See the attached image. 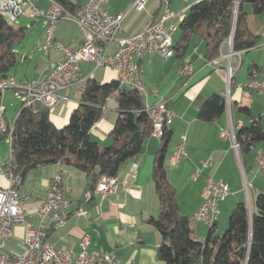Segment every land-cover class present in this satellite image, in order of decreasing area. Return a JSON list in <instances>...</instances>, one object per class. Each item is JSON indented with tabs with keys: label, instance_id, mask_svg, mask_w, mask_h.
<instances>
[{
	"label": "crops",
	"instance_id": "obj_1",
	"mask_svg": "<svg viewBox=\"0 0 264 264\" xmlns=\"http://www.w3.org/2000/svg\"><path fill=\"white\" fill-rule=\"evenodd\" d=\"M33 1L40 9H46L50 4V0ZM73 1L80 5L86 2V0ZM165 1L167 2L166 7L168 5L170 10V3L168 2L170 0H148L144 11L131 10L123 22L117 38L128 37L158 21L166 10L164 8ZM198 1L183 0L180 5L182 13H175L181 16L178 18V30L176 28L177 32L173 33L175 45L171 36L173 47H176L182 34L180 32L179 36L177 35L181 21L188 14L190 6ZM133 3L134 0H109V8L112 13H123L130 9ZM245 10L248 13V26L254 34L259 36V44L241 52L240 56L227 57L230 53L228 40L222 45L220 56L213 61H207L205 43L200 37L194 35L190 39L187 50L183 53H178L174 49L172 57L153 53L145 55L141 60L142 80L150 92L148 102L155 104L161 98H167L169 100L168 108L174 114L172 124L167 128L172 131L170 141L173 139L174 142L173 144L169 142L164 165L169 181L177 189L180 211L183 210L185 215L192 217L199 208L203 202V189L207 175H212L215 180H222L230 188V194L224 201L220 202L221 213L217 220L219 231H223L221 229L228 226V215L238 203L245 202L251 207L257 196L264 192V169L257 174L255 173L257 170L256 153L252 156H242L239 148L236 150L232 146L230 138L223 139L220 137L221 129L229 130L233 125L234 130H237L240 126L246 125L247 120L243 119L242 116H246L250 120L248 126L254 120L259 121L264 131V94L238 88L239 84L247 81L252 72L257 71L260 75L264 72V10L260 14H254L249 2L245 5ZM60 22L56 29V38L68 47H78L83 39L80 28L71 21L74 26L66 31L65 26H61ZM173 23L174 20H170L167 24ZM117 47L118 43L115 41L111 50L114 51ZM48 56L49 60L44 66H41L42 70L38 79L20 82L15 78L12 80L17 83H26L44 79L49 73V63L61 60L63 55L56 49H50ZM189 58H191L193 66V75L191 77L180 75L178 69ZM24 59L29 60L27 56H24ZM83 64L81 65L82 72L87 78L93 77L98 82L100 79L102 80L101 84L117 80V73L112 68H96L91 62ZM91 64L94 65L93 69ZM229 65L232 70L230 83L228 82ZM80 86L81 84H78L63 91L64 99L50 111V119L57 127L65 126L69 122L71 114L78 107L82 96V93L79 94ZM215 93L226 98L227 112L216 121L200 120L198 111L201 104ZM0 96L3 100V92L0 93ZM243 106L250 109L251 116L237 112V109ZM38 108H43V106L39 105ZM117 117L118 112L114 102L109 100L104 108L102 118L91 129V134L95 140L100 143L109 139V134L114 128ZM6 119L12 123L7 117ZM183 136L186 137L188 157L182 161L174 162L171 157ZM162 144L154 135L148 138L143 144V156L140 155L136 158L138 163L136 178L131 177L130 166L133 161L131 160L124 165L119 174L122 179L128 181L127 190L119 187L116 192L104 200L96 191L92 193L94 198L91 201L88 200L90 194L87 192V179L80 169L65 168L56 163L38 167L29 172L20 184V195L26 198L24 207L29 213H34L38 204L46 198L51 180L58 172L62 171V184L69 189L71 214L67 224L60 228L52 227L50 221L46 220L47 242L64 251L78 252L81 238L88 235L87 230L83 228L85 224L89 228L96 219L108 223L107 228H109L114 220L117 223L115 228L117 236H121L123 242L133 248L130 254L127 257L117 255L120 253V248L115 247L113 252L101 250L100 248L107 249L108 247L97 245L88 235L91 248L112 253L121 264H165L157 258L156 254L160 243V234L147 223L149 218L158 217L160 213V203L156 195L152 171L155 157ZM259 146H264V142ZM209 157H213V165L205 168L204 174L200 175L197 180H193L192 176L201 167V162ZM5 164L1 167L0 189L10 185L4 173ZM245 183L249 185L247 191ZM79 210L87 212L88 215H78ZM39 223V218L34 216L27 219L26 226L29 224V226L38 227ZM195 223L197 224H193L194 233L198 239L204 241L209 228L196 221ZM24 232L25 225H15L13 235L4 241V250L22 251Z\"/></svg>",
	"mask_w": 264,
	"mask_h": 264
},
{
	"label": "trees",
	"instance_id": "obj_2",
	"mask_svg": "<svg viewBox=\"0 0 264 264\" xmlns=\"http://www.w3.org/2000/svg\"><path fill=\"white\" fill-rule=\"evenodd\" d=\"M69 10L80 4L73 0H55ZM247 0H199L192 4L180 23L181 37L176 52L187 50L190 39L200 37L206 47L205 58L213 61L220 56L222 45L232 36L234 52L246 51L259 44V36L249 26L245 10ZM254 14L264 10V0L251 3ZM26 36V27H15L0 15V81L9 77L19 53L14 50ZM113 100L118 117L109 134L110 143L102 146L91 129ZM139 93L117 80L101 84L93 77L84 83L82 96L69 122L59 128L50 119L52 109L22 105L15 115L12 128L11 153L5 167L12 168L22 180L32 170L56 163L65 168L84 172L91 201L102 176L119 175L124 165L143 153L144 142L153 135V124L143 110ZM227 112L226 98L212 94L200 106L198 118L212 122ZM239 114L251 116L248 107H239ZM10 137L9 133H2ZM172 131L166 129L162 146L155 157L152 179L160 203L158 217L147 223L160 234L157 258L165 264H264V192L251 207L238 203L232 210L226 230L219 231L217 222L209 226L204 241L199 240L192 222L180 214L177 189L171 184L165 169V158ZM235 139L242 156H252L264 142L259 121L235 130ZM47 237V235H46ZM45 240H47L45 238Z\"/></svg>",
	"mask_w": 264,
	"mask_h": 264
},
{
	"label": "built area",
	"instance_id": "obj_3",
	"mask_svg": "<svg viewBox=\"0 0 264 264\" xmlns=\"http://www.w3.org/2000/svg\"><path fill=\"white\" fill-rule=\"evenodd\" d=\"M148 0H134L130 9L123 13H112L109 8V0H86L75 10L63 7L55 0H50L46 9L37 7L33 0H0V15L11 13L8 23L14 24L19 18L44 19L43 47L49 51L56 49L62 53V59L49 63L48 75L37 82L17 83L14 80L4 79L0 81V93L6 89H13L14 97L22 102L38 108L39 105L53 109L64 99L63 91L83 83L87 77L83 75L81 63L93 62L95 67H109L116 71L117 81L122 86L136 90L144 100L143 110L147 113L153 124V135L163 136L165 130L172 124L174 114L168 108V99L161 98L157 103L150 104L148 98L150 92L142 80L141 60L147 54L159 53L165 57H172L168 51V44L173 31L178 27V18L181 15L171 13L167 5L166 10L158 21L148 25L128 37L117 38L131 10L142 12L146 9ZM70 19L83 33V39L78 47H68L56 38V27L61 19ZM174 20L173 24H167ZM118 43L116 50L112 51L113 42ZM232 37L229 39L230 53L227 57L241 54L234 52ZM180 75H193L191 58L184 61L178 69ZM252 73H259L254 71ZM252 73L238 88L248 89L264 94V72L259 80H252ZM232 70L229 65L228 82H231ZM115 105V104H114ZM0 129L2 133L12 135L6 119V108L0 105ZM220 137L230 138L232 146L237 150L234 126L229 130L221 129ZM188 157L186 151V137L183 136L180 144L175 149L171 159L178 162ZM213 157L201 162V167L193 174V180L204 174V169L212 166ZM256 174L264 169V146L256 151ZM138 163L136 159L131 163V177L136 178ZM10 185L0 189V264H121L108 251H101L90 246V238L84 235L79 243V251H64L45 240L46 220L52 227L60 228L67 224L70 217L71 202L68 197L69 189L63 186L62 171L58 172L49 184L46 198L38 204L37 210L29 213L25 207V197L19 192L22 178L6 167L4 171ZM245 183V189L248 190ZM121 187L128 188V181L120 175H105L96 186V193L102 199L111 196ZM230 194L229 186L222 180H215L212 175H207L203 189V202L193 213L194 221L209 227L214 225L220 216V202ZM78 215L87 216V212L79 210ZM38 217V227L26 226L28 218ZM18 224L25 225L24 247L22 251L4 250V241L13 235V227Z\"/></svg>",
	"mask_w": 264,
	"mask_h": 264
},
{
	"label": "rangeland",
	"instance_id": "obj_4",
	"mask_svg": "<svg viewBox=\"0 0 264 264\" xmlns=\"http://www.w3.org/2000/svg\"><path fill=\"white\" fill-rule=\"evenodd\" d=\"M168 2L170 3L171 13H176V12H179L180 14L182 13L180 10V5L182 4L183 0H170ZM166 4L167 2L165 1L164 8H166ZM60 21L59 22L61 23V26H65L66 31H68L69 29H72L74 26L73 22H71L70 19L64 18V19H61ZM59 22L57 24V27L59 26ZM13 25L15 27L25 26L27 28H26V36L20 43L16 44L14 48V50L18 52L20 55H19V58L17 60L15 67L8 73L10 80L12 78H15L18 82H20V81L38 79L40 77V73L42 70L41 66H44L49 60L48 51L43 47V39H42L43 30L45 26V20L21 17ZM180 32L181 31L179 29V32L177 34L178 36ZM174 34L172 35L173 43H174V38H173ZM24 56H27L29 60H25ZM83 63H87V62H82L81 65H84ZM93 64H91L92 69L94 68V65H95ZM98 80L100 83L102 82V80L100 79ZM31 82H37V81H31ZM84 83L85 82L81 83L79 94L82 93ZM0 104L2 106L5 105L4 107L7 108L6 117L8 118L9 121L13 122L15 115L18 113V111L20 110L22 106V102L20 100L15 99L13 89H6L3 91V100H2V97L0 96ZM242 117L243 119L247 120L245 124L248 125L250 120L246 116H242ZM10 140H11V137L7 135H2V131L0 130V173H1L2 165L4 163H7L10 157V153H11V147H10L11 141ZM158 140L162 143L161 136L158 137ZM173 142L174 140L172 139L170 141V144H173ZM109 143H110L109 139L107 141L100 142L102 146H107ZM180 214H184V211L181 210ZM229 217L230 215H228V221H229ZM192 224L195 225L197 223L193 221ZM27 225L29 226V224ZM116 225L117 223L113 220L111 223V226L107 228L108 223H105L102 220L97 221L95 219L94 223L91 224L89 228L86 224L83 226V228L84 230H87L86 233L90 237H92V241H94L97 245L108 247L107 249L100 248L101 250H111L113 252V249L120 248L119 252L121 254L118 253L117 255L127 257V255L130 254L131 249L133 248L130 246H127V243L123 242V239L121 236H117V230L115 229ZM226 229L227 227L221 230H226ZM136 245H138V243H136Z\"/></svg>",
	"mask_w": 264,
	"mask_h": 264
},
{
	"label": "bare ground",
	"instance_id": "obj_5",
	"mask_svg": "<svg viewBox=\"0 0 264 264\" xmlns=\"http://www.w3.org/2000/svg\"><path fill=\"white\" fill-rule=\"evenodd\" d=\"M4 18L6 20H11V13H4ZM176 31V29L173 31V33ZM168 51L171 55H173L174 53V47L172 45V42H171V38L169 40V44H168ZM188 61V60H187ZM252 80H259V73H252ZM26 106H29V105H26ZM2 131V129H0ZM11 137V135H10Z\"/></svg>",
	"mask_w": 264,
	"mask_h": 264
},
{
	"label": "water",
	"instance_id": "obj_6",
	"mask_svg": "<svg viewBox=\"0 0 264 264\" xmlns=\"http://www.w3.org/2000/svg\"><path fill=\"white\" fill-rule=\"evenodd\" d=\"M255 0H247V2L249 3H253ZM232 40H233V36H232Z\"/></svg>",
	"mask_w": 264,
	"mask_h": 264
}]
</instances>
